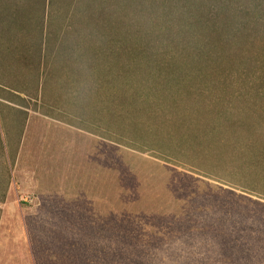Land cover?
I'll return each mask as SVG.
<instances>
[{
	"label": "rangeland",
	"instance_id": "1",
	"mask_svg": "<svg viewBox=\"0 0 264 264\" xmlns=\"http://www.w3.org/2000/svg\"><path fill=\"white\" fill-rule=\"evenodd\" d=\"M221 1L0 0V264H264V0Z\"/></svg>",
	"mask_w": 264,
	"mask_h": 264
},
{
	"label": "trees",
	"instance_id": "2",
	"mask_svg": "<svg viewBox=\"0 0 264 264\" xmlns=\"http://www.w3.org/2000/svg\"><path fill=\"white\" fill-rule=\"evenodd\" d=\"M189 1L193 2V0H189ZM221 3H222V5L220 6V9H219L221 12L222 11L223 12L224 11H227L228 12V10H230V8H232V5L230 6V5L226 4L223 0L221 1ZM161 4L166 5L167 3H166V1H161ZM236 6H238V5H236ZM186 7L187 6H185L183 8V11L180 14V19H182V16H184V12L189 11L190 8L187 9ZM233 8L236 10L237 16H240L243 21H245L247 18H249L248 17V14H247V11L245 10L244 7H238V8H236L233 5ZM258 9H260V10H258ZM257 10H258V12H263L264 6L262 5V3H259V5L255 8V11H257ZM217 12H219V11H217ZM172 14L173 13L169 12V13H165L164 16H166L168 19H170V17L172 16ZM251 14L252 15H250V16H253L254 15V10H251ZM204 16H206V15L204 14ZM252 18H255V17H252ZM254 20H255L254 23H255V26H257V29L264 28V19L257 17V19H254ZM209 21H208L209 23L214 22L212 20H209ZM211 24L213 26H216V24H213V23H211ZM227 29L229 30V28H227ZM230 31H233V29L231 28L228 31L227 35L224 37L225 42H230L231 41V35L232 34H231ZM220 42H223V37L220 39Z\"/></svg>",
	"mask_w": 264,
	"mask_h": 264
}]
</instances>
